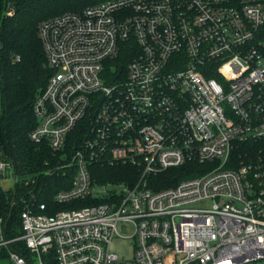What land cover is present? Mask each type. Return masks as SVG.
Listing matches in <instances>:
<instances>
[{"label": "built area", "instance_id": "built-area-1", "mask_svg": "<svg viewBox=\"0 0 264 264\" xmlns=\"http://www.w3.org/2000/svg\"><path fill=\"white\" fill-rule=\"evenodd\" d=\"M37 33L48 77L28 137L59 153L71 180L51 204L21 203L18 236L0 217V253L11 264H264V0H104ZM123 50L115 79L107 67ZM189 162L206 171L150 187ZM93 164L137 176L101 184ZM12 175L0 153V179ZM116 237L134 239L132 259L110 250Z\"/></svg>", "mask_w": 264, "mask_h": 264}, {"label": "trees", "instance_id": "trees-1", "mask_svg": "<svg viewBox=\"0 0 264 264\" xmlns=\"http://www.w3.org/2000/svg\"><path fill=\"white\" fill-rule=\"evenodd\" d=\"M104 0H0V153L10 163L16 177L15 201L12 188L0 189V217L4 233L13 238L21 233L22 202L51 204L54 194L70 184L69 168L62 169L59 153L45 144L29 140L36 124L32 106L48 77L45 56L38 37V24L64 12H79ZM9 7V8H8ZM10 10L11 14H6ZM131 53L123 50L107 67L108 75L123 78ZM109 78L107 83L111 82ZM262 144L240 147L234 154L255 152ZM94 177L101 183H131L137 170L131 165L93 164ZM205 171L204 165L185 163L150 177V187L160 190ZM27 255V251H26ZM6 256L0 253V258ZM197 264V263H191Z\"/></svg>", "mask_w": 264, "mask_h": 264}, {"label": "rangeland", "instance_id": "rangeland-1", "mask_svg": "<svg viewBox=\"0 0 264 264\" xmlns=\"http://www.w3.org/2000/svg\"><path fill=\"white\" fill-rule=\"evenodd\" d=\"M225 167L228 168L229 166L226 165ZM204 169L206 171L205 167H204ZM96 180H98V182L101 183V181L98 178H96ZM112 183H117V182H112ZM101 184H106V183H101ZM10 188H12V181L10 179L9 180L0 179V189L5 190V189H10ZM134 242H135L134 239L131 237H126V238L116 237L110 243V250L115 252L120 258H122L124 260L132 259L133 250H134V248H133ZM0 264H11V262L7 256H4V257L0 258ZM250 264H260V263L259 262H252Z\"/></svg>", "mask_w": 264, "mask_h": 264}, {"label": "water", "instance_id": "water-1", "mask_svg": "<svg viewBox=\"0 0 264 264\" xmlns=\"http://www.w3.org/2000/svg\"><path fill=\"white\" fill-rule=\"evenodd\" d=\"M15 192H16V177H15V173L13 171V175H12V201H11L12 204L15 201ZM46 264H55V259H51Z\"/></svg>", "mask_w": 264, "mask_h": 264}]
</instances>
